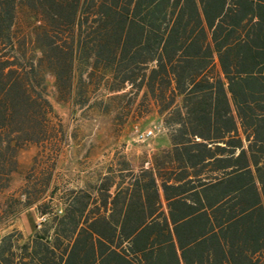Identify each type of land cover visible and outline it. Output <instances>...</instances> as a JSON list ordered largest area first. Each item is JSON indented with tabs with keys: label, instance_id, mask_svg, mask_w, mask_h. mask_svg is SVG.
Listing matches in <instances>:
<instances>
[{
	"label": "trees",
	"instance_id": "1",
	"mask_svg": "<svg viewBox=\"0 0 264 264\" xmlns=\"http://www.w3.org/2000/svg\"><path fill=\"white\" fill-rule=\"evenodd\" d=\"M231 9L217 19L235 22ZM218 11L210 0H0V192L9 185L18 149L35 141L23 124L52 111L48 77L56 102L67 101L65 92L70 101L103 114L128 88L139 96L135 108L143 105L144 123L159 116L172 130L171 144L182 147L174 148L176 159L202 167L208 156L210 164L223 159L228 166L215 182L210 176L168 183L171 173L164 170L163 210L150 171L142 170L130 187L120 178L112 209H120L129 193L128 211L136 215L140 209V219L126 220L125 214L118 231L107 232L95 229L94 220L88 224L92 232L86 231L93 240L82 236V243L78 238L61 250L41 230L31 240L21 237L20 246L19 235L16 260L8 232L0 236V264H260L253 256L264 249V72L245 70L263 62L264 51L257 58L246 41L220 38ZM214 50L227 88L214 72ZM101 89L110 94L108 101L87 100L90 91ZM234 113L243 138L236 136ZM13 128L18 130L6 137ZM243 141L248 154L240 149L234 157ZM112 167L96 173L94 183L67 191L68 214L85 205L93 190L106 204ZM183 176L184 168L175 180ZM37 210L43 214V205ZM29 214L21 218L34 229Z\"/></svg>",
	"mask_w": 264,
	"mask_h": 264
},
{
	"label": "rangeland",
	"instance_id": "2",
	"mask_svg": "<svg viewBox=\"0 0 264 264\" xmlns=\"http://www.w3.org/2000/svg\"><path fill=\"white\" fill-rule=\"evenodd\" d=\"M46 80L45 92L52 111L46 110L43 120L23 124L26 128L29 126L27 132L35 141L26 142L18 149L9 185L0 192V236L12 233V242L18 238L20 215L32 212L34 205L45 208L49 194L65 192L68 183L80 184L90 179L91 172L106 170L107 164L116 162L124 154L126 144H139L130 140L134 128L145 129L155 123V118L144 123L143 105L135 108L139 96L127 93L128 88L122 96L110 101L109 114H103L90 112L86 106L70 101L65 92L67 101L56 102L52 79ZM103 93L102 89L90 91L87 100L108 101L110 94ZM16 130L13 128L6 137Z\"/></svg>",
	"mask_w": 264,
	"mask_h": 264
},
{
	"label": "crops",
	"instance_id": "3",
	"mask_svg": "<svg viewBox=\"0 0 264 264\" xmlns=\"http://www.w3.org/2000/svg\"><path fill=\"white\" fill-rule=\"evenodd\" d=\"M213 1L219 7V13L214 20V25L218 22L219 24V32L220 38L223 36L227 38L228 42H234L238 40L246 41L247 45L250 49V53L257 57V53L264 51V0H210ZM230 6L232 9L228 13V17L233 15L235 22H231L230 20L219 21L218 19L222 17L225 9ZM227 17V18H228ZM218 18V19H217ZM213 27L211 28L212 31ZM208 40L211 43L210 32H207ZM212 45V43H211ZM231 45V44H230ZM213 46V45H212ZM228 46V45H227ZM264 56V52H263ZM258 58V57H257ZM212 65L214 68V72L217 73L220 78L223 80L224 87L227 88V82L224 77L223 70L220 66L217 52L213 51V61ZM251 70H245L250 74H262L264 72V60L263 62H259V60L253 62V66H250ZM229 97V93H228ZM234 117L237 123V134L241 138L244 137L243 129L239 123V119L234 113ZM155 123L151 124L154 127V132L152 136L149 138L139 141L135 138V128L132 130V134L130 136V140L134 142H138L139 144H126L124 148V154L117 158V161H123L124 166L120 167L116 165L115 161H113L112 167V186L108 191V195L106 196V204H100L101 194L96 191L90 192V198L85 205H78L77 208L73 209L72 215L68 214V208L71 207L68 197L69 194L67 191L71 188H83L87 182L91 184L95 182V176L97 174H101L102 171H97L96 173H90V179L80 181L78 183H68L69 188L66 189L65 192H61L59 194L51 193L49 194V202H46L45 208L43 207V214L46 217V220L43 222L40 229L32 228L33 224H29V226L23 222V219L20 215V226H18V236L20 239L17 240V245L22 243L21 237L24 240H31L32 236L38 233L40 230L43 232L45 237L51 239V241L57 240L60 250L64 246L70 247L71 244L79 239V242H83L82 236H88L86 231L92 232V230L88 227V224L94 220H97L95 224V229L107 232L109 230L118 231L121 220L126 214V220H136L140 219V209H138L137 214H132L128 211V201H129V193H126V200L122 203L121 208L114 210L112 209V205L110 203L111 199L114 196V189L117 185V182L120 178H122V186L130 187L131 183L135 178H138V174L142 170L150 171L149 175L154 178L157 187L158 193L160 197L161 208L164 209V198L163 193L160 187V181L164 179V170H170V178L168 183H181L186 179H191L192 182L197 179H201L207 181L210 176H213V182L223 178L225 176V170L228 169L226 160L218 161L217 164L212 165L210 161L212 160L208 156L203 157L202 164L207 162V165L190 166L187 162L176 159L174 156V148L178 149L182 148L181 146H174L170 142V134L172 130L163 127L161 123V119L155 117ZM141 129L142 128H137ZM144 129V128H143ZM232 134V133H230ZM197 141L199 138L196 137ZM223 145V144H222ZM207 148H213L210 145H207ZM243 149L247 152V142L243 141L241 147H236L234 152V157L237 153ZM248 154V152H247ZM226 156V153L224 155ZM220 154L216 155V157L221 158ZM182 158V157H181ZM225 158V157H222ZM248 158V157H247ZM116 161V162H117ZM159 162L160 165H163V171L161 167L155 165V162ZM249 168L253 169L254 165L252 163V159L248 158ZM182 163L183 165H180ZM110 164V163H109ZM185 169V176L181 177L182 180H175L176 175H178L179 171ZM161 171V172H159ZM105 172V170L103 171ZM105 174V173H102ZM257 187L259 184L256 183ZM120 205V204H119ZM33 208V209H32ZM32 216L33 222L35 224L37 215L40 213L37 210V207L34 205L32 207ZM126 208V209H125ZM29 210V209H28ZM27 210V211H28ZM37 212H39L37 214ZM28 213V212H27ZM37 214V215H36ZM30 216V214H26ZM70 215V216H68ZM24 216V215H23ZM101 223V224H100ZM128 226V224H127ZM84 230L83 232H81ZM81 232V233H80ZM2 236V235H1ZM92 240L94 239V235L90 237ZM89 236L86 237V241L90 240ZM18 239V238H17ZM16 242V241H15ZM15 242H12V250L15 255L12 256L13 260L17 259V256L20 252L18 247H15ZM59 252V251H58ZM259 259L260 264H264V249L260 253H256L253 256V259ZM12 260V262H13ZM182 264V262H181Z\"/></svg>",
	"mask_w": 264,
	"mask_h": 264
},
{
	"label": "built area",
	"instance_id": "4",
	"mask_svg": "<svg viewBox=\"0 0 264 264\" xmlns=\"http://www.w3.org/2000/svg\"><path fill=\"white\" fill-rule=\"evenodd\" d=\"M153 132H154V127L152 126L142 130L135 128V138L139 141H143L149 138L150 136H152ZM45 219H46L45 215L39 213L36 218L35 228L40 229Z\"/></svg>",
	"mask_w": 264,
	"mask_h": 264
}]
</instances>
